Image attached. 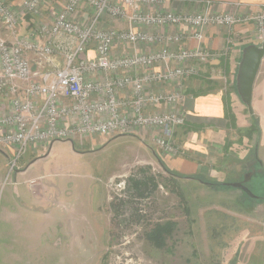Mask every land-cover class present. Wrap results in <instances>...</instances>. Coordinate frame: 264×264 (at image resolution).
Returning <instances> with one entry per match:
<instances>
[{"label": "rangeland", "instance_id": "1", "mask_svg": "<svg viewBox=\"0 0 264 264\" xmlns=\"http://www.w3.org/2000/svg\"><path fill=\"white\" fill-rule=\"evenodd\" d=\"M19 7L25 21L21 2ZM208 62L197 66L198 73ZM195 75L180 80L183 89V81ZM221 82L230 126L207 169L212 176L170 167L168 160L180 156L202 167L210 161L187 152L183 139L175 137L178 127L175 154L156 145L152 130L133 129L29 148L10 175L9 151L0 147V246L9 245L11 253L5 254V264H264L260 203L251 197L238 202V191L224 187L239 178L247 157L254 159L256 146L264 151V122L234 97L228 81ZM143 175L153 176L157 188L144 198L133 197L135 205H120L112 221V198H130L128 178ZM261 187L254 177L251 191L264 195ZM158 226L161 232L150 239Z\"/></svg>", "mask_w": 264, "mask_h": 264}, {"label": "built area", "instance_id": "2", "mask_svg": "<svg viewBox=\"0 0 264 264\" xmlns=\"http://www.w3.org/2000/svg\"><path fill=\"white\" fill-rule=\"evenodd\" d=\"M45 2L21 0V6L33 20ZM166 3L66 0L50 23L39 21L29 33H20V12L0 0V30L7 34L0 33V147L9 151L8 175L29 148L133 129L152 130L162 151L178 152L174 132L186 121L176 108L185 95L180 80L219 53L171 46L183 42L182 28H190L199 41L206 27L231 30L241 23L251 24L255 40L263 44L264 0L248 14L212 12L209 2L196 11H174ZM82 7L91 14L86 24L71 18ZM114 21L127 25H105ZM139 45L147 50H137ZM116 46L123 53L116 54ZM171 84L174 89L164 88Z\"/></svg>", "mask_w": 264, "mask_h": 264}, {"label": "crops", "instance_id": "3", "mask_svg": "<svg viewBox=\"0 0 264 264\" xmlns=\"http://www.w3.org/2000/svg\"><path fill=\"white\" fill-rule=\"evenodd\" d=\"M16 11L20 12L21 0H5ZM66 0H46L43 4L40 16L33 20L30 18L21 20L19 25L20 33H29L33 26L39 21L48 20L51 22L57 12L62 8ZM209 2L208 6L212 12L232 11L238 14H248L254 12L261 0H167L166 7L174 11H196L204 4ZM90 12L87 8H80L75 14L71 16L73 20L80 24H86L90 18ZM105 25H112L116 28L125 27L127 24L121 21H114L105 23ZM153 31H164L167 33L175 32L176 28H152ZM185 31V37L182 43L172 45L171 48H193L201 46L208 48L213 52L219 53L215 58L210 60L206 66L197 75L187 78L183 81L184 99L176 106L180 112L185 115V124L178 127L175 132L177 139H183L182 143L187 152L199 156H208L205 159L207 164L205 167L200 166L198 160L193 161L191 157L185 158L183 156L168 160L170 167L177 172L184 174L199 175L201 172L206 173L207 176H212V171L207 169L214 165V159L218 158L220 150V140L223 134L226 133L229 127V121L224 116L223 105V86L221 81H228V85L234 97L240 100L236 90V74L238 70L239 61L241 59L242 50L249 44H260L254 38V29L251 24H237L231 30L223 27L209 26L203 30V38L196 40L192 38L190 28H182ZM1 35L7 34L0 30ZM154 48H158L154 46ZM137 50L146 51L147 47L144 45L137 46ZM124 48L116 46L114 52L116 54L123 53ZM125 51H133L132 48L125 49ZM214 79L215 83H208L207 80ZM174 84L166 85L165 89H174ZM156 87V86H155ZM208 87V89H207ZM156 89H158L156 87ZM205 93L195 95L199 92ZM252 112L257 113L261 122H264V57L261 61L258 73L256 75L251 100ZM264 127L263 125L261 126ZM182 128V130H181ZM181 130V132H180ZM119 136V135H118ZM121 137V136H119ZM116 138H110L113 141ZM223 144V143H222ZM261 146V145H260ZM257 147L256 157L260 160L261 167L264 168V151L261 147ZM202 154V155H201ZM255 155V153H254ZM191 156V155H190ZM170 159V158H169ZM199 159V158H198ZM204 159V158H203ZM249 160L250 157H247ZM220 164L221 161H219ZM245 169V168H244ZM243 169V170H244ZM27 170V169H26ZM208 171V172H207ZM21 173V172H20ZM25 173V171H24ZM260 211L264 212V202L260 203ZM8 209H5V220H10L8 217ZM9 245H1V260L0 264H5V254H11Z\"/></svg>", "mask_w": 264, "mask_h": 264}, {"label": "water", "instance_id": "4", "mask_svg": "<svg viewBox=\"0 0 264 264\" xmlns=\"http://www.w3.org/2000/svg\"><path fill=\"white\" fill-rule=\"evenodd\" d=\"M263 57L264 44L260 46L249 44L243 48L241 59L238 65L235 79L236 90L241 101L246 105L250 113L252 112L251 100L253 85ZM206 184L210 185L209 182H207ZM224 185L230 187H241L249 197H256L248 188L244 187V185H242L241 183L231 182L224 183Z\"/></svg>", "mask_w": 264, "mask_h": 264}, {"label": "trees", "instance_id": "5", "mask_svg": "<svg viewBox=\"0 0 264 264\" xmlns=\"http://www.w3.org/2000/svg\"><path fill=\"white\" fill-rule=\"evenodd\" d=\"M202 93H205V91L199 92L195 95L202 94ZM227 104H228L227 100L223 97V105H224V109H225L224 111L229 110L226 107ZM224 116L226 119H228L230 117L228 112L227 113L224 112ZM231 122L234 123V121H231ZM164 170L166 172H168L169 175L179 177L176 172H173L172 170H170L167 167H165ZM189 178L198 179L196 176H190ZM128 180H129V188L127 189V191L131 193L130 198H121L119 196H114L112 198V200L110 201V208L113 211V216L111 218L112 221L114 219V213L115 214L118 213V208L120 205H122L124 203L133 204V203H135L133 200V197L144 198L147 194H149L151 191H154V189L157 188V183L155 182L153 176H151V175H148V176L143 175L142 177L132 176V177L128 178ZM133 205H135V204H133ZM134 210H136V208H134ZM153 229L154 230H151L152 234L149 236L150 239H153L155 236H157L158 232H161L160 226L154 227Z\"/></svg>", "mask_w": 264, "mask_h": 264}, {"label": "flooded vegetation", "instance_id": "6", "mask_svg": "<svg viewBox=\"0 0 264 264\" xmlns=\"http://www.w3.org/2000/svg\"><path fill=\"white\" fill-rule=\"evenodd\" d=\"M253 157L254 159L245 161L246 168L240 174L239 178L234 179L232 181H226L225 183L238 182L244 185V187L248 188L251 191L250 184L253 178L259 177L262 182L261 194L262 192L264 194V168L261 167L262 165L260 163V160L256 157V155L253 154ZM224 187H226L227 189H234L238 191V197H237L238 202H241L244 197H249L248 194L241 187H230L226 185ZM255 196L256 197L252 198L254 201L259 202V203L264 202V195H261V196L255 195Z\"/></svg>", "mask_w": 264, "mask_h": 264}]
</instances>
